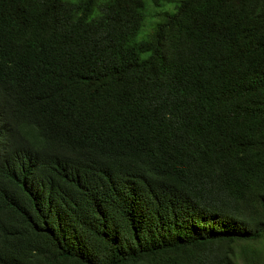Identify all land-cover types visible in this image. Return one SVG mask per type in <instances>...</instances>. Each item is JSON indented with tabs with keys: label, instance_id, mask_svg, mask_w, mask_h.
<instances>
[{
	"label": "trees",
	"instance_id": "1",
	"mask_svg": "<svg viewBox=\"0 0 264 264\" xmlns=\"http://www.w3.org/2000/svg\"><path fill=\"white\" fill-rule=\"evenodd\" d=\"M0 264H264V0H0Z\"/></svg>",
	"mask_w": 264,
	"mask_h": 264
},
{
	"label": "rangeland",
	"instance_id": "2",
	"mask_svg": "<svg viewBox=\"0 0 264 264\" xmlns=\"http://www.w3.org/2000/svg\"><path fill=\"white\" fill-rule=\"evenodd\" d=\"M150 22H151V19L148 18L146 26H145V28L142 29L141 34H145V33H147L149 31L148 25H149Z\"/></svg>",
	"mask_w": 264,
	"mask_h": 264
}]
</instances>
